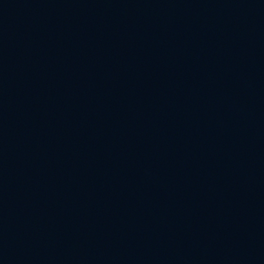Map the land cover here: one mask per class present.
Listing matches in <instances>:
<instances>
[{"label":"water","instance_id":"obj_1","mask_svg":"<svg viewBox=\"0 0 264 264\" xmlns=\"http://www.w3.org/2000/svg\"><path fill=\"white\" fill-rule=\"evenodd\" d=\"M0 264H264V0H0Z\"/></svg>","mask_w":264,"mask_h":264}]
</instances>
